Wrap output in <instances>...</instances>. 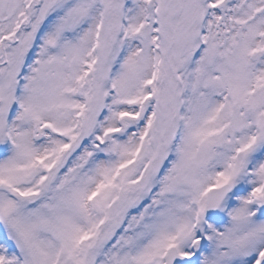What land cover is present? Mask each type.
<instances>
[{"label": "snow or ice", "instance_id": "obj_1", "mask_svg": "<svg viewBox=\"0 0 264 264\" xmlns=\"http://www.w3.org/2000/svg\"><path fill=\"white\" fill-rule=\"evenodd\" d=\"M0 264H264V0H0Z\"/></svg>", "mask_w": 264, "mask_h": 264}]
</instances>
